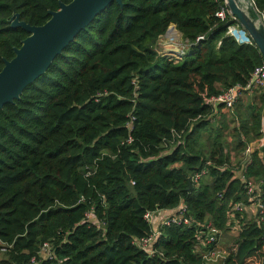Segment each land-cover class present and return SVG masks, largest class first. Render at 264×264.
<instances>
[{
    "label": "trees",
    "instance_id": "16d2710c",
    "mask_svg": "<svg viewBox=\"0 0 264 264\" xmlns=\"http://www.w3.org/2000/svg\"><path fill=\"white\" fill-rule=\"evenodd\" d=\"M59 1L70 0H0V70L28 35L12 16L41 25ZM121 1L0 109V264H206L193 223L159 226L137 245L153 231L146 212L184 203L195 222L225 231L231 203L248 204L240 175L264 181V144L235 168L219 131L199 142L222 114L206 99L245 85L263 61L252 40L227 35L235 20L216 16L223 0ZM171 25L186 41L177 61L155 50ZM248 108H237V148L264 131V109ZM236 215L224 264H264V215Z\"/></svg>",
    "mask_w": 264,
    "mask_h": 264
},
{
    "label": "water",
    "instance_id": "95a60500",
    "mask_svg": "<svg viewBox=\"0 0 264 264\" xmlns=\"http://www.w3.org/2000/svg\"><path fill=\"white\" fill-rule=\"evenodd\" d=\"M113 1L122 4L121 0L59 1V8L49 11V18L41 25H30L15 13L11 26L22 28L28 35L21 40L19 47L14 48V56L5 60L0 70V109L18 100L23 89L44 74L66 45ZM242 1L227 0V6L247 31L264 61V25L251 7L240 6Z\"/></svg>",
    "mask_w": 264,
    "mask_h": 264
},
{
    "label": "built area",
    "instance_id": "2783aa9c",
    "mask_svg": "<svg viewBox=\"0 0 264 264\" xmlns=\"http://www.w3.org/2000/svg\"><path fill=\"white\" fill-rule=\"evenodd\" d=\"M244 3L248 4V6H250L253 9V11L258 15V20L264 25V10H259L255 6L253 0H246ZM223 4L224 6H222V8H220V10L216 12V16H218L221 19H224L226 13H228L232 17V19L235 20V23L227 26V30H226L227 35L232 36L239 43L251 42V38L247 33V31L242 27L240 22L230 13L229 8L227 6V0H223ZM166 33L168 34V39L172 40V38L179 32L174 27H172V29L170 27ZM239 33H242L244 37L241 38L239 36ZM199 38L202 39L203 36H199ZM184 46L185 43L182 46H179L176 49H174L175 51L173 52L175 54L172 55V57L175 58V61H177V59H179L181 55H183ZM254 88L260 89L264 92V61H262L259 65H257L253 69L245 85L232 86L218 95L209 96L205 102L212 107L214 113H217L218 106L222 107L221 108L222 111H227L232 113L234 110V105L236 104L241 94L244 91L250 92ZM128 126H130V123H128ZM130 140L131 138H129V141ZM251 150L252 149L250 145L246 144L242 155L248 158L244 160L242 159L240 165H242L243 163L247 165L249 163ZM200 175L201 173H195L194 175L191 176V180L197 181ZM240 178L244 182L245 195L248 204L244 203L243 201H235L231 203L227 213L228 217H233L234 215L236 217L237 213L243 214V211L245 209L244 205H247L246 207L250 206L252 210L256 212L255 214L256 217L258 215L263 216L264 215V181L263 180L253 181L251 179L252 177H249L247 179V177L244 175H240ZM155 212L156 211L146 212L145 218L150 222H153L152 219ZM86 216L90 217L89 213H87ZM192 223L198 226L194 251L199 254L202 260L206 264H216L219 263L224 258H226L227 252L224 250L221 251L217 248V241H218V236L220 234V230L216 228L209 221L203 224L195 222L193 217L188 212V207L184 203H180L171 212L165 213L163 216H161L160 221L158 222V224L153 226V231L149 236L136 239L135 241L137 245H139L140 247L148 248L155 241L156 236L160 234L158 230L159 226L169 225V224L190 226L192 225ZM50 250L51 247L49 242H43L40 246L39 254L42 256L45 255L50 256Z\"/></svg>",
    "mask_w": 264,
    "mask_h": 264
},
{
    "label": "rangeland",
    "instance_id": "374dc122",
    "mask_svg": "<svg viewBox=\"0 0 264 264\" xmlns=\"http://www.w3.org/2000/svg\"><path fill=\"white\" fill-rule=\"evenodd\" d=\"M167 34V33H166ZM173 43L177 44V47L182 46L186 41L183 40L182 36H180L179 33H177L173 38H172ZM171 40V41H172ZM155 50L158 52L159 55H165L168 58L171 57V55H174L172 53L174 49H168V48H163V43H162V36L160 38H158L157 40V44L155 47ZM170 50V51H167ZM262 90L260 89H252L251 92L248 91H244L241 96L239 97V100H237L236 102V107L238 108V110H246V108L249 106V110L251 108V106H254V108H256L255 110H263L264 109V99L261 100H257V98H260L261 94H262ZM252 104V105H251ZM251 105V106H250ZM237 108H236V113L234 115V121H232L233 119L226 117V115L230 114V112L227 111H222L221 114V118L217 119V117L214 119L215 121L213 122V120H211V125L214 128V131L212 130L211 133L207 130H204L201 134H200V138H199V142L204 143L205 147H208L209 145V139H211L213 137V133H215L217 131H219V133L222 136V139L226 145V149L228 154L230 155V164H232L233 167L238 168L240 166V163L242 162V159H246L248 157H244L240 152L242 151V149L244 148H237L236 147V131H234V128H236V126L238 125V121H239V116L237 114H239V112H237ZM219 115L220 113H216V116ZM236 117L238 118L237 121H235ZM259 138V144L261 146H263L264 144V131L263 134L259 137H257L256 139ZM248 143H252L254 142V139H252L251 141H247ZM260 145L259 146H255V148L252 149L251 147V153H253L254 151H258L259 156L262 155V153L259 151L260 150ZM244 150V149H243ZM253 181H258L256 178H251ZM247 205H244V207H246ZM157 211V210H156ZM158 213V212H155ZM154 213V214H155ZM254 210L250 211L249 209H247V212H245L243 214L244 217H246L247 220H252ZM241 218V216H239ZM153 220V219H152ZM228 221H229V229L225 230V231H220V234L218 236V241H217V248L221 251H226L228 250V248H232L234 246V242H235V237L237 236L238 233V229L240 227V224L238 222V217L235 215L233 217H228ZM151 224H153V222H151ZM44 255V254H43ZM217 264H224V259L221 260L219 263Z\"/></svg>",
    "mask_w": 264,
    "mask_h": 264
},
{
    "label": "crops",
    "instance_id": "0c3cea01",
    "mask_svg": "<svg viewBox=\"0 0 264 264\" xmlns=\"http://www.w3.org/2000/svg\"><path fill=\"white\" fill-rule=\"evenodd\" d=\"M172 27H174L173 25H171V29H172ZM172 33H173V31H172ZM172 33H170V34H172ZM180 36H181V34H180ZM160 38V37H159ZM173 41L174 40H170V39H168V34H164V35H162V43H163V48H168V49H176L177 48V44L175 43H173ZM172 42V43H171ZM251 92V91H250ZM259 99H261V100H263V98H261V96H260V98H257V100H259ZM221 112H222V109L220 110ZM234 112L236 113V110L234 109L233 110V114H234ZM238 120V118L236 117V119H235V121H237ZM244 141V140H243ZM245 142V141H244ZM246 144H249L251 147H252V149L253 148H255V146H259L260 144H259V138L258 139H254V142H253V145H252V143L250 144V143H248V142H246L245 143V145ZM262 146L260 145V148H261ZM244 149V148H243ZM243 149H242V151L240 152L241 154L243 153ZM254 150V149H253ZM174 208H172V209H160V210H157L156 212H158V213H155L154 214V216H153V226H155L156 224H158V222L160 221V218H161V216H163L165 213H169V212H171L172 210H173ZM247 209H249L250 211H252V208L249 206V207H245V209H244V211H243V214L245 213V212H247ZM253 214V216H255L256 217V212H254V213H252ZM229 222V221H228ZM217 264V263H216Z\"/></svg>",
    "mask_w": 264,
    "mask_h": 264
},
{
    "label": "bare ground",
    "instance_id": "6f19581e",
    "mask_svg": "<svg viewBox=\"0 0 264 264\" xmlns=\"http://www.w3.org/2000/svg\"><path fill=\"white\" fill-rule=\"evenodd\" d=\"M246 0H244V1H242L241 2V5L240 6H242L243 8H248V4H246V3H244ZM244 4V5H243ZM250 7V6H249ZM239 36L241 37V38H243L244 37V35L242 34V33H239ZM173 51H175V50H173Z\"/></svg>",
    "mask_w": 264,
    "mask_h": 264
},
{
    "label": "clouds",
    "instance_id": "9594fccd",
    "mask_svg": "<svg viewBox=\"0 0 264 264\" xmlns=\"http://www.w3.org/2000/svg\"><path fill=\"white\" fill-rule=\"evenodd\" d=\"M169 28H170V26H169ZM174 28H175V27H174ZM175 29H176V28H175ZM176 30H177V29H176ZM167 31H168V30H167ZM167 31H166V32H167ZM177 31H178V30H177ZM166 32H165V34H166ZM178 32H179V31H178ZM160 37H161V36H160Z\"/></svg>",
    "mask_w": 264,
    "mask_h": 264
}]
</instances>
